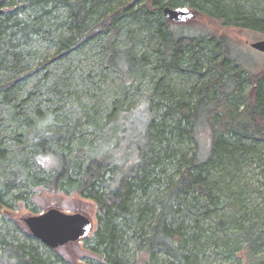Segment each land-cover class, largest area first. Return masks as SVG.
Listing matches in <instances>:
<instances>
[{"label":"trees","instance_id":"obj_1","mask_svg":"<svg viewBox=\"0 0 264 264\" xmlns=\"http://www.w3.org/2000/svg\"><path fill=\"white\" fill-rule=\"evenodd\" d=\"M9 5L15 8L0 12V74H15L0 83V129L10 128L0 134V166L15 170L0 182V205L20 182L92 199L99 213L90 248L105 264H130L132 233L148 254L141 264H164L156 249L170 257L167 264H200L205 247L233 241L225 223L264 264L253 224L218 213L224 203H239L229 181L242 163L264 165V68L231 39L164 13L188 6L194 16L264 35V0L0 1ZM38 39L57 42L54 58L95 42L98 66L89 76L118 73L123 86L114 100L93 95L79 104L84 121L64 122L59 103L72 95V83L50 70L54 58L33 68ZM32 70L40 74L35 82L22 83ZM176 74L200 79L184 86ZM143 85L142 103L128 104ZM201 125L210 130L208 148L197 138ZM7 235L0 232V264H58L51 249Z\"/></svg>","mask_w":264,"mask_h":264},{"label":"rangeland","instance_id":"obj_2","mask_svg":"<svg viewBox=\"0 0 264 264\" xmlns=\"http://www.w3.org/2000/svg\"><path fill=\"white\" fill-rule=\"evenodd\" d=\"M243 2L244 0H242V3ZM14 8V5L2 7L4 13L9 12ZM183 21H190L194 25H199L196 29L200 30L201 28H205L221 37L231 39L238 47L254 53V58L259 61L258 64L261 68H264V54L256 52L257 50L251 46L252 42L264 39V35L239 27L223 26L218 21L207 17L200 18L198 16H193L192 20L186 19ZM33 45V49H31L33 52L37 51L35 58L33 60L31 59L33 61L31 65L34 69L38 66L39 62L54 58L58 51V44L53 40L38 39L36 42H33ZM80 48L81 49L72 51V53L60 58H54V61L49 63L50 70H53V73L60 75L61 80L64 82L70 81L72 83V86L70 87L72 95L64 96L65 99L59 103L63 110L61 119L66 123L70 122V125L75 124V121H73L75 118H82L84 121L83 113L79 106L81 102H89L93 99L91 98L93 95L97 97V99L104 98L111 102L114 100L115 92L119 91L123 86L121 76L116 72H104L103 74L98 73V75L94 74L89 76L92 72V68H97L98 66L99 47L95 42H91ZM7 74L13 75L15 72L8 71ZM7 74L5 75L7 76ZM5 75L2 74L0 76V83H2V78L3 80H6ZM38 75L40 74L34 73L32 70L21 80V82L24 83L25 80H29L33 77L34 79L29 80V84L32 82L34 83ZM176 75V78L182 80L184 86H195L196 81L198 82L200 79L197 76L190 77V75L187 74ZM52 76L53 75H50V77ZM67 76H70L71 78L67 80ZM145 88L146 86L143 85L138 92L136 91L137 94L134 97H132L133 95L131 94L132 96L125 98V100L127 99V103L133 106L141 104L145 96ZM248 88L250 87H247V89ZM130 93L132 92L130 91ZM42 104H44L43 107H46L47 105L46 103ZM9 130L10 128L1 127L0 134L5 136L8 134ZM81 130L85 132L84 136L90 138V135L85 128H82ZM197 138L202 146H204L203 144L205 142L206 147L208 148L210 142V130L201 125L197 130ZM5 140L6 139H4V141ZM193 143L187 142L186 146L194 147L195 143ZM13 165L14 164L0 166V182L3 178L9 177L11 169L15 170ZM241 167L237 170V178L229 181V183L233 185L232 194H235L234 196L239 199V203L231 205L224 203V211L220 209L218 213L221 215L224 214V221L228 216L241 217L238 224H241V221L244 225L253 224L254 231L257 233L260 232L259 235H262L261 240L263 241L264 165L262 166L258 159L253 161L248 159L246 162L242 163ZM37 169L38 168L35 167V170ZM161 190H163V188H161ZM8 192L9 193H7V191L4 192L6 195L4 198V200H6L5 205H0V232L2 234L9 232V235H7L8 239L15 236L21 241L35 243L42 250H48L47 248H49L51 249L52 257L57 256L60 259L57 262L58 264H105L104 255L95 252L90 248L94 232L98 228L99 208L95 201L83 197L78 193L73 192L67 194L62 191L49 189L45 186H33L32 184L26 185L22 182L17 184L14 188H11ZM20 193L23 194V198L15 197V194ZM158 194H161L160 191L155 195L157 196ZM155 198L156 197L154 196L152 197L153 200H155ZM52 207L70 213L81 212L89 216L93 222L92 232L85 238L69 242L61 247H48L32 234L30 228L25 222V218L43 213ZM244 213L246 214V218H244ZM201 224L208 226L211 222L209 219H204L203 221L201 220ZM224 229L231 235L230 239L233 241L224 246L222 243H213L205 247L203 249L204 252L199 256L200 264H257L256 261H253V257L250 256V253H248L245 235L239 234L238 229L234 224L225 223ZM128 246L127 257L130 258V264H141V261L148 254L144 246L138 245V236H135L133 233L129 234ZM236 247H240V249ZM260 251H263V249ZM154 254L156 260H159L158 263L164 262V264H167L166 260L170 258L162 250L156 249L154 250Z\"/></svg>","mask_w":264,"mask_h":264},{"label":"water","instance_id":"obj_3","mask_svg":"<svg viewBox=\"0 0 264 264\" xmlns=\"http://www.w3.org/2000/svg\"><path fill=\"white\" fill-rule=\"evenodd\" d=\"M3 9L0 8V12ZM165 16L174 21L181 22L191 19L195 13L188 6L164 8ZM251 46L264 52V39L251 43ZM25 222L32 234L51 248L61 247L69 242L87 237L93 230L92 219L81 212H66L52 207L47 211L25 218Z\"/></svg>","mask_w":264,"mask_h":264}]
</instances>
